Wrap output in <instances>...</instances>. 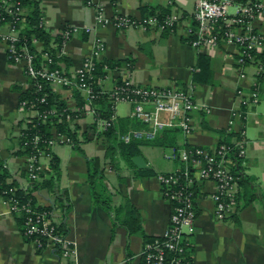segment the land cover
Wrapping results in <instances>:
<instances>
[{
	"label": "crops",
	"instance_id": "crops-1",
	"mask_svg": "<svg viewBox=\"0 0 264 264\" xmlns=\"http://www.w3.org/2000/svg\"><path fill=\"white\" fill-rule=\"evenodd\" d=\"M87 1L38 0L43 26L51 40H55L63 26L77 28L64 44L60 69L74 78L78 66L91 54L94 41L101 39L105 49L98 62L103 64L105 74L95 81L102 90L108 91L124 79L141 86L188 89L203 109L194 113V128L186 138L187 144L213 148L220 142L244 140L245 155L240 158L238 185L244 175L250 176L255 179L256 188L264 192V79H261L264 74L257 75L255 66L249 62L239 68L232 46L196 49L188 44V30L195 26L192 19L195 0H173L171 7L166 0ZM97 11L110 19L115 15L140 19L150 11H168L177 13L179 20L172 33L158 32L141 26L98 24ZM252 23L255 30L264 34L263 20L255 18ZM5 30V26L0 27L1 32ZM199 56L207 60L203 67L198 66ZM28 88L24 64L10 61L4 42L0 41V171L5 170L8 181L21 189L28 187L25 172L28 154L19 145V136L29 111L20 107L19 97ZM237 89L244 95L257 89L258 101L241 106ZM72 90L55 89L71 109L76 105ZM119 104H124V113L118 111ZM130 109L129 104L117 103V120L137 123L130 116ZM231 118L232 129L228 131ZM92 119L91 115L81 117L78 129L85 130L93 123ZM99 133L96 130L91 140H79L77 147L54 144L49 148L50 154L41 153L38 157L43 170L51 155L58 159L57 186L65 191L64 198L70 205L65 238L74 249L72 260H64L50 246L38 250L26 240L15 214L0 197V264H141L144 242L163 232L171 213L170 203L161 194L157 174L175 169L177 162L171 158V147L182 145L183 137L178 133L174 146L140 145L136 156L143 158L145 167L118 160L117 166L111 168L106 164L108 141ZM92 158L98 159L103 170L102 180L112 204L122 207L121 219H127L132 209L137 211L139 228L132 234L123 225L112 227V215L93 202L87 178L88 161ZM238 187L239 208L219 221L210 197L215 190L214 182L199 183L190 235L194 264H264V204L258 197L249 199L242 185ZM33 194L36 207L47 206L53 200L48 187ZM50 214L58 221L62 210L56 207Z\"/></svg>",
	"mask_w": 264,
	"mask_h": 264
},
{
	"label": "built area",
	"instance_id": "built-area-1",
	"mask_svg": "<svg viewBox=\"0 0 264 264\" xmlns=\"http://www.w3.org/2000/svg\"><path fill=\"white\" fill-rule=\"evenodd\" d=\"M89 3V0L87 1ZM171 7L173 0H166ZM4 11L9 15L24 14L26 9L4 0ZM230 8L233 10L230 11ZM264 21V0H195L192 10V19L195 22L193 29L188 30L190 38L188 44L193 48L216 49L220 45L232 46L236 52V64L239 68L247 62L255 66L256 74H264V34L254 29L253 20ZM179 20V15L169 12L164 15L151 14L140 19L124 15H115L113 18L104 16L97 11L95 21L105 25L112 23L117 27L141 26L158 32L169 31L172 33ZM2 22V23H1ZM40 25L44 28L42 19ZM0 41L4 42L8 59L24 64L25 74L32 86V79L40 77L51 88L77 89L84 98L80 107V116L91 115L97 131H104L117 120L115 107L117 103H126L130 106V116L141 123L140 128L129 127L118 135L123 143L132 140H153L165 130L175 129L183 137L182 145L171 147V158L177 162L174 170L157 174L160 191L165 200L171 205V213L166 228L159 236L152 237L144 242L140 254L141 264H194L192 256L188 255L191 245V232L195 219V194L200 182L210 180L214 182L215 190L210 194L214 203V216L221 221L230 217L239 208L238 172L232 166L233 156L243 158L245 155V141L242 139L231 142H220L213 148H205L187 144L186 138L193 131L194 113L203 109L201 104L193 99L192 93L183 87H156L141 86L128 79L122 80L112 86L107 93L111 113L107 118L94 117L93 99L96 97L90 79L96 63L104 52L105 44L101 39H96L92 46L91 54L78 66L75 77L70 78L60 68H50L53 60L48 53H43L45 60L38 66L34 64V54L28 47H17L18 29L14 20L7 21L0 16ZM77 32L76 27L63 26L58 35L61 46L54 39L50 47L57 56L63 55L64 44L69 37ZM31 44L39 46L40 42L33 39ZM93 82V79H92ZM96 82V81H95ZM241 106L258 101V90L253 89L244 95L241 89L235 91ZM43 98H41V101ZM26 101L21 102L24 109ZM74 107L70 111L76 112ZM29 117L39 116L35 108L29 107ZM236 112H233L234 116ZM47 115L57 116L56 109H51L42 114L43 120ZM81 117L71 118L66 114L67 122L72 125ZM233 118L228 121L227 130L231 131ZM80 132V130L78 131ZM38 137H34L36 142ZM57 143L70 144L69 138L60 133L53 132L47 140V145ZM41 152L39 153V155ZM38 156L28 155L25 172L26 179L38 178V173L43 166L38 161ZM9 191H13L9 189ZM10 212L20 208L24 210L25 217L22 225L24 236L32 237L30 240L40 247L42 242L46 246L56 248L61 245V257L72 260L74 249L66 238L62 239L55 233L53 219L49 212H39L26 204L19 205L14 197L6 199Z\"/></svg>",
	"mask_w": 264,
	"mask_h": 264
},
{
	"label": "trees",
	"instance_id": "trees-1",
	"mask_svg": "<svg viewBox=\"0 0 264 264\" xmlns=\"http://www.w3.org/2000/svg\"><path fill=\"white\" fill-rule=\"evenodd\" d=\"M11 3L17 4L26 9L24 14H14L9 15L4 11L3 6H5L4 0H0V16L5 20H14L16 28L18 29V40L16 42L17 47L26 46L29 51L34 54V64L36 66L44 59L43 53H48L52 58L53 62L49 65L50 68H60L59 62L62 60V55L57 56L55 50L50 47L51 36L50 34L40 25L41 14L38 7V0H10ZM156 11H150L144 17L151 14L164 15L169 13H155ZM2 23V22H1ZM169 32V31H165ZM170 33V32H169ZM36 39L40 42L41 47L33 46L31 44L32 40ZM61 37L57 36L55 41L61 46ZM13 62L12 59L9 58ZM207 63V60L203 56H199L198 66L203 67ZM94 71L92 72L93 77L90 79L93 86V91L96 97L93 99L94 107V117L107 118L111 113L110 103L108 101V95L102 92L99 86L96 84L95 80L98 76L104 75L103 64L97 62ZM111 66V64H109ZM93 79V82H92ZM261 79H264V75H261ZM32 86L21 92L19 97V104L26 101L24 109L29 107L35 108L39 116L30 117L22 122L20 128L19 145L22 147L23 152L28 155H36L39 153L50 154L47 145V140L52 136L53 132L66 135L72 146L77 147L80 143L79 140L88 141L91 140L96 132V127L94 122L86 127L85 130L79 131L78 122H74L70 125L66 120V114H69L71 118H77L80 116V107L84 103V98L81 92L77 89H73L72 93L76 99L75 107L79 110L76 112L70 111V108L66 103L60 98L59 94L55 92L49 84L40 77L31 80ZM120 83V82H118ZM41 98L43 100L41 101ZM51 109H56L57 116L47 115L43 120L42 114L48 112ZM143 125L139 122H134L133 120H116L112 126L106 128L99 134L103 135L107 139L106 146V157L107 166L115 168L117 166L118 160H123L128 165L133 166L131 159L136 156L139 152L140 145L153 144V145H171L174 146L175 137L178 134L175 129L165 130L161 136L156 137L153 140L143 141V140H132L129 143H123L118 139V135L126 131L129 127L140 128ZM34 137H38L37 141L34 142ZM81 138V139H80ZM169 139V141H168ZM97 158H92L88 161V183L91 188L92 200L95 204L104 208L108 213L112 215V227L117 225H123L128 234H132L139 228V218L138 213L135 209H132L129 213L127 219H121L122 207L112 204L110 194L107 192L106 186L103 183V170L99 168ZM232 166L234 170L240 171V159L233 156ZM49 174L48 178L45 176ZM59 174L58 159L51 155L48 165L45 170L38 173V178L27 180L28 187L25 189L19 188L13 181H8V173L5 170L0 171V197L3 199H8L9 197H14L18 200L19 205L26 204L35 208L36 211L49 212L54 208H61L62 217L60 220H53L55 226V233L58 237L64 239L67 235V224L66 216L70 209L68 201L65 200V191L61 190L57 186V178ZM27 177V175H26ZM43 177V180L39 179ZM239 185H242L244 193L248 195L249 199L253 197H258L264 204V192L256 188L255 179L250 176H243L239 181ZM41 187H48L53 192V200L47 206L36 207L34 206L35 197L33 192ZM13 191H9L12 189ZM18 219L20 224V233L28 241L32 237L24 236L22 231V225L25 217V212L21 208L16 212H13ZM42 244L37 249L40 250L44 248L47 244L45 240H41ZM58 254H61V245L58 244L54 249ZM191 255V245L188 250V255Z\"/></svg>",
	"mask_w": 264,
	"mask_h": 264
},
{
	"label": "water",
	"instance_id": "water-1",
	"mask_svg": "<svg viewBox=\"0 0 264 264\" xmlns=\"http://www.w3.org/2000/svg\"><path fill=\"white\" fill-rule=\"evenodd\" d=\"M131 161L138 167L146 166L143 158L140 155L132 157Z\"/></svg>",
	"mask_w": 264,
	"mask_h": 264
},
{
	"label": "rangeland",
	"instance_id": "rangeland-1",
	"mask_svg": "<svg viewBox=\"0 0 264 264\" xmlns=\"http://www.w3.org/2000/svg\"><path fill=\"white\" fill-rule=\"evenodd\" d=\"M124 104H119L118 105V111L120 112V113H124Z\"/></svg>",
	"mask_w": 264,
	"mask_h": 264
}]
</instances>
